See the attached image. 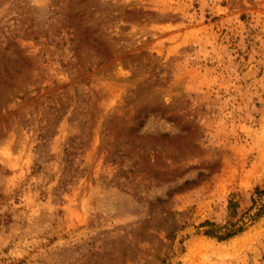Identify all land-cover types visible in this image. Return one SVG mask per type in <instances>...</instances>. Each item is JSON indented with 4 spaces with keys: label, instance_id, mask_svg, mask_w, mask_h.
I'll return each instance as SVG.
<instances>
[{
    "label": "rangeland",
    "instance_id": "1",
    "mask_svg": "<svg viewBox=\"0 0 264 264\" xmlns=\"http://www.w3.org/2000/svg\"><path fill=\"white\" fill-rule=\"evenodd\" d=\"M255 188L264 0H0V264H264Z\"/></svg>",
    "mask_w": 264,
    "mask_h": 264
},
{
    "label": "trees",
    "instance_id": "2",
    "mask_svg": "<svg viewBox=\"0 0 264 264\" xmlns=\"http://www.w3.org/2000/svg\"><path fill=\"white\" fill-rule=\"evenodd\" d=\"M254 194L259 200L264 195V189L255 188ZM251 203L252 205L248 208L246 212V219H244L245 217H243L241 219L239 218L237 221L234 222L231 221V218H229V221H227L226 224L223 226H216L209 221H205L203 225L207 226L208 229L204 232V234L206 236L216 238L219 241H225L242 233L245 230V226L248 222L254 221L255 219L261 217L264 214V203L258 204L256 199H251ZM236 209V203L230 201L228 204V211L230 212L229 217H236ZM253 210H255L254 213L250 215L249 212Z\"/></svg>",
    "mask_w": 264,
    "mask_h": 264
}]
</instances>
